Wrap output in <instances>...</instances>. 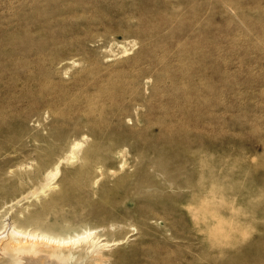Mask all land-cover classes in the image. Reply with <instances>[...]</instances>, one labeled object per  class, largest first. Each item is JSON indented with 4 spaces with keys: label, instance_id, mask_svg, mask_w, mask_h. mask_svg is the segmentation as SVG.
Here are the masks:
<instances>
[{
    "label": "rangeland",
    "instance_id": "1",
    "mask_svg": "<svg viewBox=\"0 0 264 264\" xmlns=\"http://www.w3.org/2000/svg\"><path fill=\"white\" fill-rule=\"evenodd\" d=\"M12 227L108 242L69 264H264V0H0Z\"/></svg>",
    "mask_w": 264,
    "mask_h": 264
},
{
    "label": "bare ground",
    "instance_id": "2",
    "mask_svg": "<svg viewBox=\"0 0 264 264\" xmlns=\"http://www.w3.org/2000/svg\"><path fill=\"white\" fill-rule=\"evenodd\" d=\"M79 146H81L80 142H76L73 145V148H71L72 154L74 153V150ZM47 172L48 173L46 174L45 183L41 189L42 193L51 190L55 185V184L53 185V181L59 174V165H55V168L50 171L48 169ZM33 220L37 222L35 218ZM21 230L19 229L17 230L13 228L11 232V237L0 245V256H2V258H0V264H61V263L69 264V262L74 259L73 254L67 252L65 253L63 251L64 247H68V246L70 247L71 245L76 246L77 244L84 242L89 244V246L86 249L92 248L93 252H96L95 255H97L99 258L101 256L100 254L101 249H103L106 246H109L108 242L106 241L103 242L104 241L103 239L100 240L99 237H93V232H92V237H90L91 236L90 233L89 234L87 233L88 235L81 237V235L85 234L84 232L82 234L75 235L77 238L74 237V239L71 240L72 238L70 239V237L67 238L56 237L55 236L56 234L54 235L55 237H52L51 235L53 234L51 233H50L51 235L48 233L49 236H47L46 234H44V231L42 234L40 233L37 234V232L26 233L23 231V229ZM23 236L25 238V241L23 238H21ZM103 251H105V249H103ZM45 252L48 253L44 254ZM92 254L89 256L87 253L79 254L78 259L74 261L73 264H77V262L79 263V261L84 260V258L93 259L94 254L93 255ZM98 258L94 260H97ZM23 260H25L24 263H22Z\"/></svg>",
    "mask_w": 264,
    "mask_h": 264
}]
</instances>
